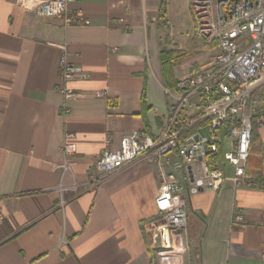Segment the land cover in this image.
I'll return each instance as SVG.
<instances>
[{
	"label": "crops",
	"instance_id": "0c3cea01",
	"mask_svg": "<svg viewBox=\"0 0 264 264\" xmlns=\"http://www.w3.org/2000/svg\"><path fill=\"white\" fill-rule=\"evenodd\" d=\"M69 11L89 23L65 25L0 0V264H163L170 241L154 207L157 166L138 158L101 182L95 163L134 130L158 136L175 104L165 90L176 92L211 52L194 34L201 46L193 57L181 53L163 0H76ZM59 46L86 79L61 81ZM161 51L176 52L169 78ZM64 87L77 96L65 99ZM199 102L193 98L179 119L194 120ZM66 134L75 137L76 163L63 172ZM177 163L170 154L166 171L179 176ZM183 198L182 264H264L259 190L234 191L225 182L218 193ZM235 206L245 229L231 225Z\"/></svg>",
	"mask_w": 264,
	"mask_h": 264
},
{
	"label": "built area",
	"instance_id": "2783aa9c",
	"mask_svg": "<svg viewBox=\"0 0 264 264\" xmlns=\"http://www.w3.org/2000/svg\"><path fill=\"white\" fill-rule=\"evenodd\" d=\"M74 1L18 0L21 7L32 10L36 17H61L65 25H87L89 22L80 11H69V4ZM190 12L195 36L211 52L206 65L179 80L176 92L165 90L175 104L158 136L134 130L120 139L118 149L103 150L95 163L99 173L97 181L101 182L138 158L157 166L160 184L154 207L166 225L170 241L160 252L163 264H182L180 255L186 250L182 239L187 235L185 193L199 190L218 193L228 182L234 191L254 189L264 196V146L260 178L248 177L245 173L253 124L264 126V97H253L255 90L264 86V0H190ZM118 22L123 23V19ZM238 40H245L244 44L239 46ZM59 50L61 81L66 84L86 79L83 69L69 60L65 46H59ZM60 92L65 99L77 96L65 87ZM195 97L200 100L196 105L198 115L194 120H180L181 111L193 105ZM192 128L197 131L189 133ZM74 139L73 134L65 136L64 160L59 166L63 172L71 171L76 163L71 158L76 152ZM221 141L224 161L232 169L228 177L223 176L213 161ZM170 154L178 158L174 167L182 169L179 176L166 171ZM231 225L237 229L248 225L238 206L233 209Z\"/></svg>",
	"mask_w": 264,
	"mask_h": 264
},
{
	"label": "rangeland",
	"instance_id": "374dc122",
	"mask_svg": "<svg viewBox=\"0 0 264 264\" xmlns=\"http://www.w3.org/2000/svg\"><path fill=\"white\" fill-rule=\"evenodd\" d=\"M169 19L171 21L172 41L177 48H180L181 53L187 58L189 55L194 56L193 50L201 46V42L193 35L195 31L192 26V18H190V0H163ZM190 13V14H189ZM245 40H238L239 46L244 44ZM240 48V47H239ZM253 97L255 99L264 97V86L255 90ZM254 132L262 141V151L264 146V126H256L253 124Z\"/></svg>",
	"mask_w": 264,
	"mask_h": 264
},
{
	"label": "trees",
	"instance_id": "16d2710c",
	"mask_svg": "<svg viewBox=\"0 0 264 264\" xmlns=\"http://www.w3.org/2000/svg\"><path fill=\"white\" fill-rule=\"evenodd\" d=\"M161 66L163 74L169 78V74L172 70V62L176 58L175 51H161ZM194 128H192L190 132H192ZM224 153V144L221 141L219 144V149L217 153L213 156V161L216 162L217 166L222 170V174L224 177H228L232 174L231 167L224 161L223 158ZM262 141H260L259 136L253 131L251 144L249 148V156L246 164L245 173L248 177H252L255 179L260 178L262 168Z\"/></svg>",
	"mask_w": 264,
	"mask_h": 264
}]
</instances>
